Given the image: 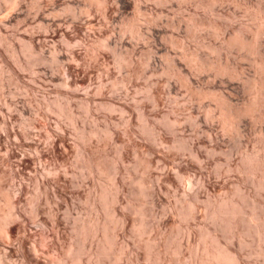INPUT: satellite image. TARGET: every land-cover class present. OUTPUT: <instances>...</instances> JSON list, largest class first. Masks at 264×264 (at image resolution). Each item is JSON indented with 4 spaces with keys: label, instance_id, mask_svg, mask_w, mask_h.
Returning a JSON list of instances; mask_svg holds the SVG:
<instances>
[{
    "label": "rangeland",
    "instance_id": "obj_1",
    "mask_svg": "<svg viewBox=\"0 0 264 264\" xmlns=\"http://www.w3.org/2000/svg\"><path fill=\"white\" fill-rule=\"evenodd\" d=\"M263 68L264 0H0V256L264 264Z\"/></svg>",
    "mask_w": 264,
    "mask_h": 264
},
{
    "label": "bare ground",
    "instance_id": "obj_2",
    "mask_svg": "<svg viewBox=\"0 0 264 264\" xmlns=\"http://www.w3.org/2000/svg\"><path fill=\"white\" fill-rule=\"evenodd\" d=\"M162 2V1H161ZM108 5V4H107ZM106 6V5H105ZM104 6V7H105ZM110 10V9H109ZM108 13V12H107ZM243 37V36H242ZM236 38V37H235ZM244 38V37H243ZM245 39V38H244ZM238 41V40H237ZM236 42V41H235ZM245 42V41H243ZM246 45V44H245ZM248 46V45H246ZM197 57V56H196ZM196 59V58H195ZM264 69V68H263ZM174 72V71H173ZM177 73V72H176ZM173 74V73H172ZM181 76V74H180ZM184 80V79H183ZM221 99V98H220ZM224 99V98H222ZM228 102V101H227ZM225 103V102H224ZM220 105V104H218ZM226 105V104H224ZM228 106V105H227ZM225 110V108H223ZM222 110V109H221ZM233 111V109H231ZM230 110V111H231ZM249 110V109H248ZM223 116H224V119L226 122H228L231 127H233L234 129V126L237 125L236 124V119L237 117H235L233 115V112L230 113L228 112V109L226 111H223ZM221 112V113H222ZM236 114V112L234 113ZM239 114V113H238ZM241 114V113H240ZM240 118V117H239ZM224 121V120H222ZM225 124V123H224ZM237 127V126H236ZM237 132V131H236ZM82 153V152H81ZM249 155V154H248ZM263 156H261L262 158ZM246 159V157H245ZM248 159V158H247ZM100 162V160H99ZM244 162V161H243ZM248 162L252 165V169H256L259 164H260V160L257 158V157H250L248 159ZM96 163V162H95ZM93 165V164H92ZM106 168V166H104ZM88 169V168H87ZM264 171V170H263ZM258 173V172H257ZM260 173V172H259ZM3 175V174H2ZM259 175V174H257ZM264 176V175H263ZM259 178V176H258ZM260 179V178H259ZM262 179V178H261ZM257 184V183H256ZM261 186H264L263 183H260ZM2 186V185H1ZM0 186V191L2 192V188ZM5 186V185H4ZM259 188V187H258ZM10 189V188H9ZM4 190V188H3ZM3 195L5 197V200L7 202V205H8V209L5 211V212H2L0 214V229L2 230L3 234L5 235L6 238L8 239H11L12 237L15 236V234L19 231V228L16 224H13V220L15 218H18L20 217V214L15 208L16 207V200L13 199L14 197H11V192L6 191L4 192L3 191ZM231 196V195H230ZM247 196V195H246ZM227 198H229L228 196H226ZM232 197V196H231ZM238 197V196H237ZM248 197V196H247ZM230 199V198H229ZM234 199V198H233ZM255 199V198H254ZM2 200V199H1ZM256 201V200H255ZM247 202V201H246ZM216 203H219L216 202ZM245 204V203H244ZM4 205V204H3ZM257 205V204H256ZM22 208V207H21ZM213 209H215L213 212H215L216 215L218 216H236L238 215L242 210H243V207L242 205L236 201H231V200H223L221 202V199H220V203L216 205V207ZM248 210V209H247ZM251 210V209H250ZM34 211V209H33ZM249 215V214H248ZM24 216V215H23ZM239 216V215H238ZM240 218V217H239ZM24 220V219H23ZM239 220V219H238ZM249 220L250 222L253 224V226L255 227L257 233H258V237H260V239H264V219L263 221L260 219V217L257 215V214H252L250 217H249ZM229 221V220H228ZM245 221V220H244ZM220 222V220H219ZM234 222V221H233ZM242 222V220H241ZM232 223V222H231ZM250 223V224H251ZM238 225V224H237ZM224 226V225H223ZM84 228V227H83ZM243 228V227H242ZM238 229V228H237ZM241 229V228H239ZM82 230V229H81ZM1 232V234H2ZM206 232V231H205ZM211 232V231H210ZM237 232V230H236ZM240 232V231H239ZM213 233V231H212ZM205 235V234H204ZM203 235V236H204ZM206 237L210 239V243H206L204 246H203V249L201 250L202 251V256L200 258H198V262L197 264H242L241 263V260H240V257L236 254V253H233L228 247H225L222 244V241L220 240V242L218 241V238L216 235H212L211 233H206ZM236 237V236H235ZM242 237V236H241ZM22 239V238H21ZM106 239L108 240V237H106ZM238 239H239V236H238ZM259 240V239H258ZM10 241V240H9ZM20 244H21V247H24V242L22 240H20ZM203 242V241H202ZM244 242V241H243ZM12 243V241H11ZM108 243V242H107ZM224 244V243H223ZM19 245V244H18ZM32 245V244H31ZM259 245V244H258ZM106 246V245H105ZM26 247V246H25ZM24 247V248H25ZM31 247V246H30ZM38 247V246H37ZM201 247V246H200ZM23 248V249H24ZM34 248L36 249V246H34ZM109 249V246L107 247ZM105 248V250L107 249ZM22 249V248H21ZM20 249V250H21ZM69 249V248H68ZM34 250V249H32ZM67 250V249H66ZM71 250V248H70ZM258 250V249H257ZM22 251V250H21ZM25 251V250H23ZM195 251V250H194ZM201 251L199 250V252L201 253ZM260 251V250H259ZM31 252V251H30ZM40 252V251H39ZM65 252V251H64ZM2 253V252H1ZM22 253V252H21ZM71 253V251H70ZM62 254V253H61ZM64 254V253H63ZM77 254V253H76ZM263 254V253H262ZM24 255V253H23ZM29 255V254H28ZM28 255H24V258L25 259H28L29 260V256ZM71 255V254H70ZM200 255V254H199ZM198 256V255H197ZM9 254L8 252L6 251V253H4L2 256H0V264H13V263H10V261L8 260L9 258ZM36 257H38L36 255ZM66 257L65 254L64 255H60L58 256L57 258L55 257V259L52 261V264H74V261L73 262H67L66 260ZM23 258V257H22ZM32 258V257H30ZM32 260V259H31ZM39 262V261H38ZM243 262V261H242ZM49 263V262H48ZM29 264V263H28Z\"/></svg>",
    "mask_w": 264,
    "mask_h": 264
}]
</instances>
